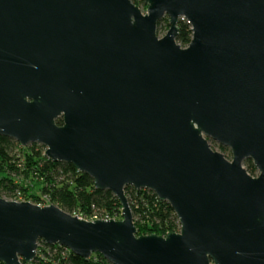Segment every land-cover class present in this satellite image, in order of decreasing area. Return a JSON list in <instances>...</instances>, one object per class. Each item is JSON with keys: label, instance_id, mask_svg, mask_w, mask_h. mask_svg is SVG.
I'll use <instances>...</instances> for the list:
<instances>
[{"label": "water", "instance_id": "obj_1", "mask_svg": "<svg viewBox=\"0 0 264 264\" xmlns=\"http://www.w3.org/2000/svg\"><path fill=\"white\" fill-rule=\"evenodd\" d=\"M145 4L0 0V137L122 205L91 222L0 195L1 264L34 262L40 242L109 264H264V0ZM127 187L169 203L180 231L138 237Z\"/></svg>", "mask_w": 264, "mask_h": 264}, {"label": "trees", "instance_id": "obj_2", "mask_svg": "<svg viewBox=\"0 0 264 264\" xmlns=\"http://www.w3.org/2000/svg\"><path fill=\"white\" fill-rule=\"evenodd\" d=\"M132 2L136 6L146 7L145 0H132ZM192 37L191 26L186 21H181L178 44L186 48L190 45ZM58 123L62 124V120ZM218 147L222 154L229 151L221 146ZM45 151V148L38 144L23 147L13 139L0 137L2 197L5 195L37 205L44 204L48 200L50 204L59 206L69 214L84 216L101 214L111 219H122V205L111 192L95 189L94 181L87 174L79 172L71 164L52 162L45 156ZM245 166L249 174L256 176L257 170L251 160L246 161ZM126 195L133 211L138 237L166 236L168 233L180 231V223L175 211L169 203L160 201L154 192L127 187ZM29 264L109 263L99 254L92 255L86 260L73 254L66 247L49 246L40 242L37 259Z\"/></svg>", "mask_w": 264, "mask_h": 264}, {"label": "rangeland", "instance_id": "obj_3", "mask_svg": "<svg viewBox=\"0 0 264 264\" xmlns=\"http://www.w3.org/2000/svg\"><path fill=\"white\" fill-rule=\"evenodd\" d=\"M141 8V10L143 11V13H146V11H147V5H146V7H144V6H141L140 7ZM169 21H168V19L166 20V19H164L163 20V22H162V25L161 26H159V28H158V35H159V37L160 38H163L166 34H167V32L169 31ZM210 145H211V148L214 150V151H216V152H220V153H223L221 150H220V148L218 147L219 145L217 144V143H215V142H210ZM44 147V146H43ZM45 148V147H44ZM45 150H46V148H45ZM229 150V149H228ZM46 152V151H45ZM225 155H226V157H227V159L228 160H232V154H231V151L229 150V151H227V152H225L224 153ZM244 167L246 168V166L244 165ZM247 169V168H246ZM258 175V171H256V176ZM255 176V177H256ZM3 198H5L7 201H18V202H23V201H21V200H16L15 198H10V197H8V196H3ZM45 203H50L49 201H46Z\"/></svg>", "mask_w": 264, "mask_h": 264}, {"label": "built area", "instance_id": "obj_4", "mask_svg": "<svg viewBox=\"0 0 264 264\" xmlns=\"http://www.w3.org/2000/svg\"><path fill=\"white\" fill-rule=\"evenodd\" d=\"M48 201V200H47ZM41 207H46V206H50V203H44V204H38ZM73 216L79 217L82 220H87V221H91L94 222L96 220H105V221H109L112 220L110 217L105 216V215H101V214H94L93 216H84V215H80V214H72ZM116 220V219H114Z\"/></svg>", "mask_w": 264, "mask_h": 264}]
</instances>
